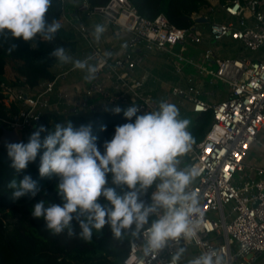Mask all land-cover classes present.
<instances>
[{
    "label": "built area",
    "instance_id": "built-area-1",
    "mask_svg": "<svg viewBox=\"0 0 264 264\" xmlns=\"http://www.w3.org/2000/svg\"><path fill=\"white\" fill-rule=\"evenodd\" d=\"M60 1L64 10L66 0ZM79 9L87 18H100L109 34L108 39L96 41L82 21L72 22L64 12L58 17L62 27L67 23L87 44L85 59L98 68L95 79L67 84L71 67L35 86L23 76L2 81L5 103L17 108L6 129L20 142L23 134L35 131L45 112L112 113L115 107L123 111L134 105L140 115L156 110L161 101L179 111H210L204 136L191 144L178 164L179 169L196 173L186 188L197 193L203 212L192 217L198 219L195 235L145 255L144 233L130 240L127 255L118 264H171L178 246L185 248L178 264H190L213 250L222 256V264H264V167L251 158L259 147L264 155L260 139L264 59L245 54L264 49V0H209V6L196 12L194 23L186 28L175 26L163 13L145 18L129 0L95 5L81 0ZM227 47L234 48L235 54H224ZM151 56H165L175 79H151L155 76L145 69ZM216 90L223 96L214 100ZM155 190L154 186L148 191L150 201Z\"/></svg>",
    "mask_w": 264,
    "mask_h": 264
},
{
    "label": "clouds",
    "instance_id": "clouds-1",
    "mask_svg": "<svg viewBox=\"0 0 264 264\" xmlns=\"http://www.w3.org/2000/svg\"><path fill=\"white\" fill-rule=\"evenodd\" d=\"M51 6L52 0H0V37L9 43V54L17 49L16 39L26 43L37 37L46 42L55 40L62 25L58 19H47ZM105 31V25L97 24L92 35L99 41ZM50 55L61 64L71 63L73 69H87L85 80L95 79L98 68L89 65L87 59L73 60L64 47H56ZM121 111L120 107L113 109L117 114ZM138 112L134 105L123 110L130 122L115 128L113 138L103 145V153L90 124L78 128L70 123L56 124L43 141L41 133L47 129L40 126L27 143L6 144L10 167L17 173L45 149L40 157L39 175L59 177L57 192L63 203L40 200L34 204L31 215L42 218L45 228L53 235L66 233L68 238L90 242L93 230L99 231L105 225L110 227L116 240L126 230L135 239L146 233L145 255L163 250L170 242L179 244L182 240H191L195 235L198 219L194 221L192 217L198 218L203 212L197 193H189L186 188L193 183L196 173L178 168L179 158L193 143L187 130L190 122L180 119L179 109L166 101H161L156 110L140 115ZM109 173L113 185L126 186L123 195L115 187L106 186ZM153 185L156 190L151 195V203H146L142 196ZM7 188L12 190L14 201L24 196L35 197L40 191L30 175H24L19 181L14 177ZM101 197L109 206L99 202ZM152 216L156 218L150 221ZM74 219L79 224V233L72 226ZM184 251V247L178 246L171 264H178ZM190 264H222V256L213 250L193 258Z\"/></svg>",
    "mask_w": 264,
    "mask_h": 264
},
{
    "label": "trees",
    "instance_id": "trees-1",
    "mask_svg": "<svg viewBox=\"0 0 264 264\" xmlns=\"http://www.w3.org/2000/svg\"><path fill=\"white\" fill-rule=\"evenodd\" d=\"M108 0H87L89 5L103 4ZM145 18H153L159 13L166 15L168 20L177 27H190L194 20L192 16L209 6V0H129ZM227 0H219L224 3ZM62 12L60 0H52V6L47 14V19H58ZM16 51L9 54L8 42L0 37V85L5 74V66L11 61L15 79L24 77L30 86H35L41 79L52 80L55 72L52 67L58 63L50 53L56 47H64L73 51L76 46L74 34L61 27L52 42H46L37 37L35 41L23 42L21 39L14 41ZM16 106L8 107L4 101V95L0 87V135L12 120V114ZM190 113V112H188ZM187 114V113H186ZM188 120V130L193 137V142L200 140L212 118V113L192 112ZM139 115V114H137ZM183 117V118H182ZM180 119H185V116ZM135 117L132 118L134 122ZM130 122L120 113L93 111L86 114L57 115L45 112L36 124L35 131L44 126L47 131L41 133V141L51 132L56 124L67 125L73 128L81 125L92 126V133L97 137L96 144L101 153L104 152V143L110 141L117 126ZM31 133L23 134L20 142L27 143ZM18 143V142H17ZM45 149H41L34 162H30L27 168L17 173L10 167L11 160L7 155L6 145L0 146V264H118L127 255L129 242L133 238L130 232L125 231L120 240L113 238L110 227L105 225L101 230H93L92 240L84 241L78 238H68L66 233L53 235L44 226L43 219H35L31 212L34 204L44 200L49 204L63 203L57 192L59 177L56 174L41 177L39 175L40 157ZM24 175H30L37 181L40 188L35 197L24 196L17 200L11 198L12 190L7 188L8 182L14 177L19 181ZM108 187H115L118 194L123 195L127 191L126 186L117 187L112 184L111 173L107 176ZM155 186V185H154ZM152 186V187H154ZM151 187V188H152ZM142 196L146 203H151L148 191ZM100 203L109 206L101 197ZM84 217L81 216V219ZM153 217H150V221ZM76 233H79L77 220L72 221Z\"/></svg>",
    "mask_w": 264,
    "mask_h": 264
},
{
    "label": "rangeland",
    "instance_id": "rangeland-1",
    "mask_svg": "<svg viewBox=\"0 0 264 264\" xmlns=\"http://www.w3.org/2000/svg\"><path fill=\"white\" fill-rule=\"evenodd\" d=\"M214 3H216V2H214ZM76 41H77V45L81 43V40L77 36H76ZM230 49H232V50H230ZM228 50H230V51H228ZM233 50H234V48L227 47V48L223 49V53L224 54L229 53V54L233 55V54H235V51L233 52ZM66 51H67V54L73 58V60H76V59L83 60V59H85V57L88 54L87 49H86V51H82L80 53H77L76 55H72L73 53L69 50H66ZM261 51L264 52V49ZM247 54L250 55L251 53L247 52ZM165 59H166L165 56H161V57L151 56L145 61V69H147L151 72L150 75L155 76V77H151V79L158 78L159 82H162V81L164 82L165 80H167V79H165V78H167L166 72L170 73L169 72L170 70L167 66V63L165 62ZM88 63H89V65H91L90 61H88ZM12 66H13L12 62L8 61V63L5 66V74H4L3 79H2L4 82H9L10 80H14L15 79L14 77L17 76V74L14 73ZM61 66H63V68H60ZM71 66H72L71 63L61 64L60 62H58L57 65L52 67V70L55 73H57L63 69L69 68ZM190 72H194V71L190 70ZM87 74H88L87 69H85V70L75 69L74 71H72L71 76L76 77L77 80H79V79H83L85 76H87ZM68 75H69V73H68ZM170 80H174V79L172 78ZM188 112L191 113V111H184V110L179 111L181 117L185 116V119L190 120L191 114ZM260 139L262 141H264V130L260 134ZM262 152H263V149L261 147H259V149L257 148L255 151H252V153H251V158L254 157V161L256 162V164L259 167H264V155L262 154ZM250 160L252 161V159H250Z\"/></svg>",
    "mask_w": 264,
    "mask_h": 264
},
{
    "label": "crops",
    "instance_id": "crops-1",
    "mask_svg": "<svg viewBox=\"0 0 264 264\" xmlns=\"http://www.w3.org/2000/svg\"><path fill=\"white\" fill-rule=\"evenodd\" d=\"M80 3H81V0H66L65 3L63 4V9L64 10H62V12H64L65 17L68 18L72 22L82 21L83 23H85L86 26L89 27L90 32L92 34L93 31H94L95 25L103 24V22L98 17L87 18L86 15L84 14V12L79 9ZM63 28H65L67 30H70L74 34V36L76 35L78 37V35L72 30L71 26H69L67 23H64ZM105 32L101 35V38L108 39L109 38V34L108 33L106 34ZM76 36H75V40H76ZM93 38H94V36H93ZM86 49H87V52H88L89 49L87 48V44L83 40H81V43L78 44V45H77V41H76L75 49L73 51H71V52L73 53L72 55H76L77 53H80L82 51H86ZM258 52L251 53L250 55H248L247 52H246L245 54L248 57L264 59V52H262V51H258ZM55 65H57V63ZM167 66H168V68H170L168 63H167ZM71 67H73V66H71ZM71 67L66 68V69H70ZM60 68H63V66H61ZM74 70L75 69H72L69 72V75H67V78H66L67 84H75V83L81 82V81H83L85 79V78H83V79L77 80L76 77L71 76V73ZM166 74H167V79H172V78L175 79V77L170 75V73L166 72ZM219 95L223 96V93L221 91H217L216 90L215 91V95H214L215 96L214 100H217L219 98L217 96H219Z\"/></svg>",
    "mask_w": 264,
    "mask_h": 264
},
{
    "label": "water",
    "instance_id": "water-1",
    "mask_svg": "<svg viewBox=\"0 0 264 264\" xmlns=\"http://www.w3.org/2000/svg\"><path fill=\"white\" fill-rule=\"evenodd\" d=\"M204 19L199 18L198 21H203ZM8 143H17L15 134L7 129H4L0 135V146L6 145Z\"/></svg>",
    "mask_w": 264,
    "mask_h": 264
}]
</instances>
